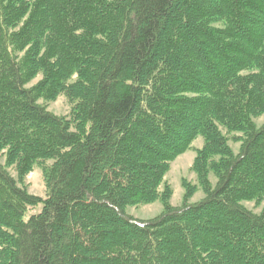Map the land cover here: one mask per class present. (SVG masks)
Returning <instances> with one entry per match:
<instances>
[{"label":"trees","instance_id":"16d2710c","mask_svg":"<svg viewBox=\"0 0 264 264\" xmlns=\"http://www.w3.org/2000/svg\"><path fill=\"white\" fill-rule=\"evenodd\" d=\"M263 116L264 0H0V264H264Z\"/></svg>","mask_w":264,"mask_h":264},{"label":"rangeland","instance_id":"374dc122","mask_svg":"<svg viewBox=\"0 0 264 264\" xmlns=\"http://www.w3.org/2000/svg\"><path fill=\"white\" fill-rule=\"evenodd\" d=\"M39 79L40 78L38 77L34 81L30 82L27 88L33 86ZM38 104L45 107V109L49 113L58 117L68 116L70 112V105L63 96H59L58 98H56V100L51 102H45L44 100H39ZM255 123L258 126L264 123V116L257 119ZM202 145H203V140L201 138L196 139L190 145V148L185 153L178 156L170 164L169 170L164 178V183H166L171 188V197L169 199V205L172 208H179L182 206V201L184 197V188H183L184 183L197 187L196 177L195 174L192 172L191 167L193 160L195 158L196 150L200 149ZM229 146L231 147L234 153L238 152L239 144H235L232 141H230ZM4 163H5V158L0 156V164L4 165ZM9 173L13 178H17L16 173L14 172L13 169H9ZM210 180L212 183H214L212 177H210ZM19 186L25 189L29 195L38 198H44L46 195L43 173L41 169L37 166H34L32 171L26 177L23 178ZM202 198H203L202 192L198 188H196L195 193L189 199L188 203L189 204L197 203ZM243 206L247 210L253 212L254 214H260V212L264 208V200L260 205H255L254 203H243ZM41 207H42L41 205H38L34 208H29L24 217V220L27 221L29 217L39 214L41 211ZM161 212H162V204L159 200L149 205L129 207L126 210L127 215L140 221H148L150 219H153L156 216H158Z\"/></svg>","mask_w":264,"mask_h":264}]
</instances>
